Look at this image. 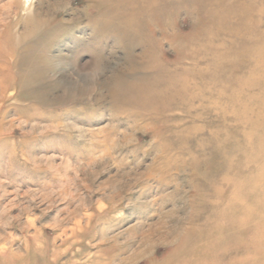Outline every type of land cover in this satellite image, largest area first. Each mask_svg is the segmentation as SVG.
<instances>
[{
  "label": "rangeland",
  "instance_id": "1",
  "mask_svg": "<svg viewBox=\"0 0 264 264\" xmlns=\"http://www.w3.org/2000/svg\"><path fill=\"white\" fill-rule=\"evenodd\" d=\"M263 158L264 0H0V264H264Z\"/></svg>",
  "mask_w": 264,
  "mask_h": 264
},
{
  "label": "bare ground",
  "instance_id": "2",
  "mask_svg": "<svg viewBox=\"0 0 264 264\" xmlns=\"http://www.w3.org/2000/svg\"><path fill=\"white\" fill-rule=\"evenodd\" d=\"M162 69V68H161ZM160 72L163 73L164 76L169 75V70L167 69H162L160 70ZM164 76H160L157 77L155 80H151V81H144L141 83H137V84H133V86L129 89L131 91V100L134 103H137L139 105L141 104H147L148 102H152V101H161L164 99L165 97V91L167 90L168 87H172L173 86V82L171 83H167L165 82V77ZM164 95V96H163ZM191 107V106H190ZM192 108V107H191ZM254 140V139H252ZM251 144V143H250ZM249 144V145H250ZM258 144V143H257ZM253 145V144H252ZM256 145V144H255ZM257 148V145H256ZM256 150V149H255ZM256 152V151H255ZM260 155V153H259ZM264 159V158H263ZM253 160V158H252ZM253 162V161H252ZM260 164V163H259ZM264 165V164H263ZM260 168V165H258ZM256 168V165H255ZM257 169V168H256ZM248 170V169H247ZM254 172V171H253ZM252 172V173H253ZM264 176V175H263ZM253 182V181H252ZM248 183V181H247ZM246 184V183H245ZM253 184V183H252ZM250 184V185H252ZM263 184V183H262ZM247 185V184H246ZM249 185V186H250ZM254 185V184H253ZM252 185V186H253ZM253 188V187H252ZM262 189V188H261ZM263 193V192H262ZM256 198V197H255ZM263 198V197H262ZM259 199V198H258ZM263 200V199H262ZM264 201V200H263ZM263 208V207H262ZM244 259V258H243Z\"/></svg>",
  "mask_w": 264,
  "mask_h": 264
}]
</instances>
